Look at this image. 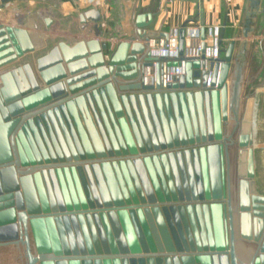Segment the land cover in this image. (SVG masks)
I'll return each mask as SVG.
<instances>
[{
  "label": "water",
  "instance_id": "1",
  "mask_svg": "<svg viewBox=\"0 0 264 264\" xmlns=\"http://www.w3.org/2000/svg\"><path fill=\"white\" fill-rule=\"evenodd\" d=\"M152 21L139 15L108 63L106 44L61 43L38 60L44 88L31 64L0 75V264H264L254 98L239 118L228 84L235 45L209 56L202 29L188 56L183 25L178 55L158 56ZM35 50L0 26V69Z\"/></svg>",
  "mask_w": 264,
  "mask_h": 264
},
{
  "label": "crops",
  "instance_id": "2",
  "mask_svg": "<svg viewBox=\"0 0 264 264\" xmlns=\"http://www.w3.org/2000/svg\"><path fill=\"white\" fill-rule=\"evenodd\" d=\"M0 2V26L27 30L36 46L34 52L0 69V75L24 64H31L38 84L44 88L46 84L38 69V60L47 56L61 43L72 48L80 42L88 44L94 41L98 48L106 44L107 48H102V52L108 63L119 46L135 35L138 16L150 14L153 21L146 30L153 37L151 46L158 56H161L165 49L164 34L172 33V49L170 48L166 55L169 58L176 57L173 33L183 25H187L192 32L197 30L200 32L193 41L194 46L201 44L202 29L207 31V41L211 43L210 30L216 26L220 27L221 50L225 51L231 44L235 45L228 84L230 94L238 98V103H235L233 109L237 110L238 117L245 111L244 101H247L249 96L264 93V0H10L6 3L0 0ZM87 50L90 51L88 46ZM90 58L84 59L89 66ZM63 64L68 78H72L66 63ZM77 70L78 74L75 77L84 75L81 67ZM147 75L152 78L153 70L148 69ZM50 78L57 80L59 75L53 72ZM89 80L91 79L84 80L78 85ZM253 82L257 84L254 85ZM256 192L264 195L257 184Z\"/></svg>",
  "mask_w": 264,
  "mask_h": 264
},
{
  "label": "rangeland",
  "instance_id": "3",
  "mask_svg": "<svg viewBox=\"0 0 264 264\" xmlns=\"http://www.w3.org/2000/svg\"><path fill=\"white\" fill-rule=\"evenodd\" d=\"M253 84L255 85L257 83L253 82ZM249 97L254 98V105L256 108V117H255L256 136H255V147H254L255 148V166H256L255 180H256L258 189L264 192V93L257 94V95H251ZM247 101H244L246 102V105H247ZM244 112H242L239 118L243 119Z\"/></svg>",
  "mask_w": 264,
  "mask_h": 264
},
{
  "label": "built area",
  "instance_id": "4",
  "mask_svg": "<svg viewBox=\"0 0 264 264\" xmlns=\"http://www.w3.org/2000/svg\"><path fill=\"white\" fill-rule=\"evenodd\" d=\"M0 7H1V2H0ZM200 35V32L197 31H190V33H188L187 35V54L188 56H192V57H199L201 54V44H199L198 46H194L193 45V41L194 39H196L198 36ZM173 36L175 38L173 41V46L175 48L174 52L176 54V56L178 55V30H175V32L173 33ZM210 36H211V43H208V55L212 56V57H219L220 56V52H221V38H220V27L216 26L215 28H212L210 30ZM172 40V38H171ZM172 43L170 42L167 46V48L163 49L162 54H166L170 48L172 49ZM156 52V51H155ZM176 74H181L180 72H172L169 74H166L165 79L166 81H170L172 79V77Z\"/></svg>",
  "mask_w": 264,
  "mask_h": 264
},
{
  "label": "bare ground",
  "instance_id": "5",
  "mask_svg": "<svg viewBox=\"0 0 264 264\" xmlns=\"http://www.w3.org/2000/svg\"><path fill=\"white\" fill-rule=\"evenodd\" d=\"M255 112H256V111H255V108H254V111H253V113H252V116H253V118H252V119H253V120H252V124H253V125H254V123H255Z\"/></svg>",
  "mask_w": 264,
  "mask_h": 264
},
{
  "label": "flooded vegetation",
  "instance_id": "6",
  "mask_svg": "<svg viewBox=\"0 0 264 264\" xmlns=\"http://www.w3.org/2000/svg\"><path fill=\"white\" fill-rule=\"evenodd\" d=\"M2 248H6L5 245H0V250H1ZM26 257H27L28 262H29V257H28V254H27V250H26ZM29 264H30V262H29Z\"/></svg>",
  "mask_w": 264,
  "mask_h": 264
}]
</instances>
